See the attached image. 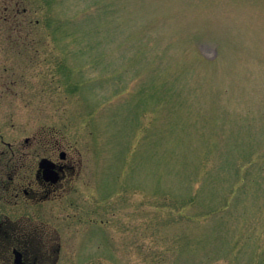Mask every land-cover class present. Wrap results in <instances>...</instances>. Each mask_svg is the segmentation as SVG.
Instances as JSON below:
<instances>
[{
  "label": "rangeland",
  "instance_id": "rangeland-1",
  "mask_svg": "<svg viewBox=\"0 0 264 264\" xmlns=\"http://www.w3.org/2000/svg\"><path fill=\"white\" fill-rule=\"evenodd\" d=\"M12 152L74 165L36 222L82 264H264V0H0Z\"/></svg>",
  "mask_w": 264,
  "mask_h": 264
},
{
  "label": "flooded vegetation",
  "instance_id": "flooded-vegetation-1",
  "mask_svg": "<svg viewBox=\"0 0 264 264\" xmlns=\"http://www.w3.org/2000/svg\"><path fill=\"white\" fill-rule=\"evenodd\" d=\"M16 154L18 153L12 152L6 163L3 166L0 165V264H82L80 256L85 254L83 248L95 243L81 241L77 242L73 248L74 243L61 241L62 236H65H61L65 233L60 231L62 227L59 229L47 226V221L36 222L46 217L44 211L37 209V205H41L63 188L64 183L68 182L75 172L74 165L67 161L64 154L61 158V153L58 159L54 156L43 157L40 160L49 162L45 161L42 167H40L41 161L38 162L34 170V179L28 187L11 188L15 179L13 172L17 163L15 159H18ZM9 169L13 173L7 176L9 182H5L4 172L6 170L8 175L11 172ZM20 200L30 202L32 209L27 210L26 213L19 209L14 211L12 208ZM5 207H11V209L5 210ZM102 244L105 245L104 250L107 252H99V254H108L111 260H115L116 244L113 242ZM73 250L79 253V258L72 257ZM97 259L94 258V260Z\"/></svg>",
  "mask_w": 264,
  "mask_h": 264
},
{
  "label": "water",
  "instance_id": "water-1",
  "mask_svg": "<svg viewBox=\"0 0 264 264\" xmlns=\"http://www.w3.org/2000/svg\"><path fill=\"white\" fill-rule=\"evenodd\" d=\"M60 156H61V158H63V153H61ZM45 161H47V160H42V161H41V163H40V167H42V165H43V163H44ZM47 162H49V161H47Z\"/></svg>",
  "mask_w": 264,
  "mask_h": 264
}]
</instances>
